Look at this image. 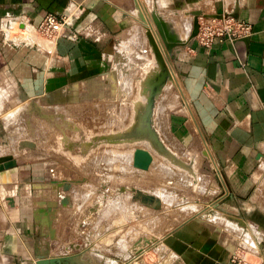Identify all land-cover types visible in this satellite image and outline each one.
Wrapping results in <instances>:
<instances>
[{
    "label": "rangeland",
    "instance_id": "obj_1",
    "mask_svg": "<svg viewBox=\"0 0 264 264\" xmlns=\"http://www.w3.org/2000/svg\"><path fill=\"white\" fill-rule=\"evenodd\" d=\"M113 1L125 29L104 74L40 98H1L0 157H13L25 180L11 196L37 225L35 264H179L163 244L172 229L191 217L249 223L257 212L235 201L205 142L185 144L173 133L172 118L188 106L159 21L174 30L192 24L189 6ZM138 152L148 169L135 166Z\"/></svg>",
    "mask_w": 264,
    "mask_h": 264
},
{
    "label": "crops",
    "instance_id": "obj_2",
    "mask_svg": "<svg viewBox=\"0 0 264 264\" xmlns=\"http://www.w3.org/2000/svg\"><path fill=\"white\" fill-rule=\"evenodd\" d=\"M170 1L189 6L192 20L195 15H224L252 26L251 34L225 37L209 48L197 38L176 46L171 55L175 88L185 96L188 109L172 118V128L185 144L205 142L235 201L257 212L248 213L249 223L226 227L191 217L165 235V251L179 264H234L236 252L262 264L264 0ZM49 13L67 18L64 34L55 41L24 39ZM148 27L158 40L152 24ZM167 28L172 38L184 42L193 23L183 21L175 30L167 23ZM124 29L122 12L113 0H0V108L1 98L13 93L40 98L101 76L119 49ZM22 177L14 168L0 172V264H35L30 252L37 225L20 199L12 198V187L25 182Z\"/></svg>",
    "mask_w": 264,
    "mask_h": 264
},
{
    "label": "built area",
    "instance_id": "obj_3",
    "mask_svg": "<svg viewBox=\"0 0 264 264\" xmlns=\"http://www.w3.org/2000/svg\"><path fill=\"white\" fill-rule=\"evenodd\" d=\"M23 26L24 30L27 29L25 24ZM66 27L67 18L65 16L49 13L39 25L34 27V34L25 33L24 39L34 36L55 41L64 34ZM4 30L7 31L6 24L4 25ZM251 32L252 26L245 21L225 16L221 18L208 17L200 19V30L196 38L200 44L209 48L216 42L223 41L225 37L234 39L238 36L251 34ZM232 262L234 264H254L240 255L239 252L235 253Z\"/></svg>",
    "mask_w": 264,
    "mask_h": 264
},
{
    "label": "water",
    "instance_id": "obj_4",
    "mask_svg": "<svg viewBox=\"0 0 264 264\" xmlns=\"http://www.w3.org/2000/svg\"><path fill=\"white\" fill-rule=\"evenodd\" d=\"M223 16L224 15H220L218 17L221 18ZM208 17L209 16H205V18H208ZM225 17H227V16H225ZM159 23H160L161 34H162L163 39L165 41L166 52L168 51L167 54H170V55L173 54L174 49L176 48V46H178V44H187L189 41L196 38L198 33H199V30H200V18L198 15H195L194 20H193L192 32L188 36V40H186L184 42H178L174 38H172V36L170 35V32L167 28V23L162 22V21H159ZM148 35H149L150 41L152 43L154 52H155L157 58L159 59L161 65L163 67V70H162L160 77H161V79H164L168 75V71H167V68L165 65L164 58L162 56V53L160 52L158 44L155 41L154 36H153L150 29H148ZM15 166H16V161L13 157H11V156L0 157V172L3 170H6V169L14 168ZM135 166L142 168V169H148L149 161L146 159V157L142 153L138 152L136 154V158H135ZM144 197L146 199L153 198L152 196L146 195V194H144ZM63 202H67V198H64Z\"/></svg>",
    "mask_w": 264,
    "mask_h": 264
},
{
    "label": "bare ground",
    "instance_id": "obj_5",
    "mask_svg": "<svg viewBox=\"0 0 264 264\" xmlns=\"http://www.w3.org/2000/svg\"><path fill=\"white\" fill-rule=\"evenodd\" d=\"M154 36V35H153ZM154 39H155V41L157 42V40H156V38L154 37ZM157 44H158V42H157ZM158 47H159V49H160V52L162 53V56H163V52H162V49L160 48V45L158 44ZM163 58H164V56H163ZM164 61H165V58H164ZM165 65H166V68H167V64H166V61H165ZM167 71H168V68H167ZM168 75H169V72H168ZM177 86V85H176ZM180 90V89H179ZM188 109V108H187ZM191 115V114H190ZM148 240V239H147ZM147 242V241H146Z\"/></svg>",
    "mask_w": 264,
    "mask_h": 264
}]
</instances>
